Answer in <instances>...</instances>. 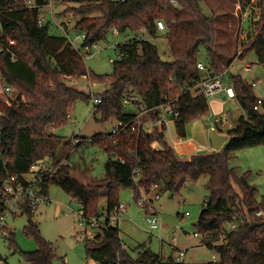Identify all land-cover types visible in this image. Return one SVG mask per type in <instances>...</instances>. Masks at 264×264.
Here are the masks:
<instances>
[{
	"label": "trees",
	"instance_id": "trees-1",
	"mask_svg": "<svg viewBox=\"0 0 264 264\" xmlns=\"http://www.w3.org/2000/svg\"><path fill=\"white\" fill-rule=\"evenodd\" d=\"M30 1L40 6L48 2L0 0V78L12 85L20 98L25 95L28 99L25 104L9 106L0 96V180L3 163L11 172L23 174L34 162L43 159V150L55 137L52 131L67 124L72 107L79 100L101 98L94 112L103 121L128 123L135 119V114L127 112L126 98L137 96L149 111L145 118L155 120L158 113L153 109L166 101L163 95L179 91L176 108L180 117L174 126L181 138L187 137L191 122L210 113L205 97H194L187 92L204 77L197 67L202 47L207 49L208 69L221 73L225 68L224 57L215 48L216 18L203 12L202 0H176V4L171 0H70L79 5L75 13L81 15L74 24L75 31L87 33L83 48L108 41L114 30L118 34L135 35L145 31L151 39L118 43L116 50L123 56L118 55L113 61L109 76L89 72L83 57L66 37L51 35L50 24L40 27L39 10L29 8ZM237 1L241 12L251 10L250 20L254 19L257 8L260 11L258 34L250 42L246 36L243 44L249 45L246 51H253L257 61L264 64V0L259 5L252 0ZM94 12L98 14L92 15ZM158 21L167 25L163 37L173 57L171 62L162 59L152 41L159 36ZM68 76L73 80L87 76L97 83L109 84V88L104 93L88 95L69 86ZM230 80L249 120L244 116L237 119L235 127L227 132L230 140L220 151L180 157L169 146L165 131L157 129L114 138L97 134L79 145L99 144L107 151L106 179L96 185H85L71 176L72 165H63L46 185V188L50 184L60 185L80 204L88 218L100 214L103 198L107 199L108 210L117 207L121 188L132 189L138 201L141 190L176 195L188 183L206 178L209 198L195 227L198 233L209 236L204 243L218 253L219 259L187 263L172 255L163 260L147 247H140L137 256H132L128 249H123L117 228L97 233L93 238L86 236L89 259L98 264H264V219L254 218L255 212L264 210V197L258 200L256 189L248 182V174L238 176L237 169L230 166L237 151L264 146V99L261 110L255 111L260 98L252 84L241 75H232ZM154 143L163 149H154ZM135 169L139 170L138 182L134 179ZM235 184L240 193L235 190ZM33 217L29 213L24 233L36 241L37 249L24 253L26 264H55L54 246L42 237ZM233 222H239V228L227 231L226 225ZM222 238L224 243H220ZM7 239L14 244L15 233Z\"/></svg>",
	"mask_w": 264,
	"mask_h": 264
},
{
	"label": "rangeland",
	"instance_id": "rangeland-1",
	"mask_svg": "<svg viewBox=\"0 0 264 264\" xmlns=\"http://www.w3.org/2000/svg\"><path fill=\"white\" fill-rule=\"evenodd\" d=\"M252 1L256 5L261 2V0ZM238 4L237 0H202L203 12L216 18L217 39L215 48L224 57L225 68L228 67L232 54L233 61L240 48L239 44L246 40V36L250 42L258 34L259 9L255 10L253 20H250L249 15V18L243 22L244 30H242L240 27L242 15ZM78 7V4L70 0L64 4H57L56 19L61 23L66 19H71L72 25L75 24L81 18V15L75 13V8ZM248 12L250 14L251 10ZM97 14V12L92 13V15ZM49 27L51 35L65 37L64 31L55 24L52 23ZM164 32L160 31L159 36L152 41L158 46L162 59L171 62L173 57L163 37ZM77 33L78 31H75L73 27L70 28V37L73 38ZM140 35L148 37L147 34L141 33ZM135 37V34L131 32L119 35L113 33L108 41L99 43L100 51L92 55H86L87 50L82 48L88 71L97 76L111 75L113 61L118 58L114 45ZM243 56V60L235 62L229 68L230 77L241 75L250 84L256 81L258 84L254 87V91L257 96L264 98V64L257 61L253 51H244ZM200 61L208 63L205 47L201 49ZM247 63H253V67L249 70L244 69ZM67 83L69 86L93 96L104 93L109 88V84L97 83L89 77L68 80ZM0 96L2 100H5L1 92ZM93 99L95 97L88 101L79 100L74 103L67 124L52 131L55 137L48 141L47 147L43 150L42 159L53 165L61 161H65L67 165H72L71 176L83 184L87 183L85 185H96L106 179L105 163L109 156L99 144L85 142L79 145L77 140L85 141L86 138L95 137L97 134H107L115 124L113 121H103L101 115L94 112ZM209 105V114L212 117H217L225 110L233 120L235 119L233 121L234 126L244 112L239 102H228L227 97L223 99L221 96H216L209 100ZM127 112L137 113L133 106H127ZM201 120L189 124L187 138L198 141V132L203 124ZM166 133L167 140L171 143L178 137L174 125H171V131L168 130ZM200 142L210 143V140L205 136ZM153 148L156 149L157 147ZM204 153L207 152L204 151ZM230 166L237 169L238 176L248 174V182L256 189L257 199L261 200L264 197V146L237 151L233 154ZM207 182L206 178H202L196 183H188L179 194L173 196H170L169 192L155 190L154 194L160 195L156 201V207L162 218L161 228L156 231L149 229L144 218L145 210L137 205L133 190L121 188L119 201L126 204L128 208L120 226L121 240L129 253L132 256H137L140 247H147L160 255L163 260H167L172 255L177 258V251L173 247V238L177 233L178 247L187 250L183 261L187 263L217 261L219 259L218 253L207 247L199 246L201 239L194 236V233L197 232L195 225L201 209L209 198V192L206 189ZM234 188L240 193L237 184L234 185ZM47 193L52 203L40 207L38 212L34 214L33 220L38 224L42 237L53 244L57 255L55 264H98L87 257L84 241L88 235L85 225L81 224L80 204L60 185L50 184ZM106 200L103 198L100 204L105 205ZM186 212H189L190 215L186 216ZM28 220V216L24 215L16 220L10 218L8 221L11 230L15 233V243L12 244L9 239H0V256L7 264H26L24 253L37 249L36 241L24 233Z\"/></svg>",
	"mask_w": 264,
	"mask_h": 264
},
{
	"label": "built area",
	"instance_id": "built-area-1",
	"mask_svg": "<svg viewBox=\"0 0 264 264\" xmlns=\"http://www.w3.org/2000/svg\"><path fill=\"white\" fill-rule=\"evenodd\" d=\"M67 0H48L47 4L45 5H37L36 3L30 1L28 3L29 8H38L39 16H38V24L40 27H43L47 24H55L58 28H61L64 33L65 37L69 40L73 48H75L85 59L84 53H82V45L84 44L85 40L87 39L86 32H78L72 38L69 36L70 28H74V24L72 25L73 21L71 19H66L64 22H59L56 19V5L57 4H64ZM173 4H176V0H171ZM238 8L241 10V5L238 4ZM46 10V12H44ZM242 15V24L241 29H243L242 25L245 20L249 18L248 10L245 12H241ZM48 17V18H47ZM172 23H175L173 21ZM157 28L159 31H166L167 25L164 21L157 22ZM114 33L117 35L118 31L114 30ZM145 34V31L141 32ZM140 33V34H141ZM140 34L135 35L136 37L134 40H146L150 38L142 36ZM79 44V47H77ZM243 45V46H242ZM117 49L118 43L114 45ZM240 48L235 54V57L231 63H229L228 67L224 69L221 73H216L213 70L208 69L207 64L199 61L198 62V69L204 73V77L194 86L190 87L187 92H189L192 96H203L208 101L212 100L216 96L220 95L221 93L225 92L227 101L228 102H238L236 93L234 88L231 85L230 75H229V68L237 61L243 60V53L246 51L249 45L239 44ZM87 50L86 55L96 54L100 51L101 46L99 43L94 44L93 46L85 47ZM119 56H123L121 51H117ZM253 67V63H247L244 67L245 70H249ZM70 80H73L72 76L67 77ZM83 78H87V76H83ZM253 87L257 86V82L254 81L251 83ZM0 92L4 96L6 103L9 106H13V104L17 103H27L28 99L25 95H22L20 98L19 93L17 90L10 84L3 82L0 80ZM165 98V102L153 109V111H157L158 115L155 120L149 119L147 123L143 122L142 117L147 115L149 111H147L144 104L141 103L140 99L137 96H132L130 98H126L124 100V104L126 106H133L136 108L137 113L135 114V119L131 122H115L112 126L111 130L107 133L110 138H114L121 134H131V133H151L154 129L159 131H165L167 135V131H171V125L175 124V120L180 117V112L176 108V102L179 98V95L172 96V94L163 95ZM264 98H260L258 104L254 107L255 111L261 110V105L263 103ZM102 102L101 98H95L93 100V105L96 106ZM244 118L249 120L248 114L244 113ZM233 118L227 113L225 110L220 113L217 117H212L210 120V127L216 129L217 131L223 132L224 129L230 130L234 128L233 125ZM165 129V130H164ZM104 134V135H107ZM0 138H1V129H0ZM81 142L77 140V143ZM179 142H183L182 139H179ZM0 156H1V142H0ZM67 165L65 161L58 162L56 164H50L45 160H38L34 162L29 170L23 174H17L11 172L7 165L3 163V170H2V178L0 180V239L5 238L7 239L10 234L14 233L11 230V227L8 223L9 219L12 218L16 220L18 217L36 214L40 207L49 205L52 203L48 193L46 185L49 184L57 170L63 166ZM134 179L135 182L139 180V170H134ZM146 193L145 191L141 190V195L139 200L137 201V205L145 210V220L148 223L149 229L152 231L159 230L162 225V218L157 211L156 201L160 198L159 194ZM127 213V206L126 204L120 203L117 207L113 210H108L106 208H102L100 214L96 217H85L82 212V222L86 227V234L91 238H93L97 233L104 232L110 228H117L119 230V236L121 238V230L120 226L124 219V215ZM186 216H189L190 213L186 212ZM254 218L258 220L264 219V210H259L255 212ZM256 219V220H257ZM255 220V221H256ZM247 221H251L249 218ZM243 222V220H240ZM240 223H229L226 225L227 231H235L239 228ZM177 233H175V237L173 238L174 244L173 247L177 251V260L183 261L186 255V251L182 250L178 247V239ZM194 236L197 238H201L204 242L205 239H208L209 236L200 234L198 232L194 233ZM225 238V237H224ZM221 239V242L224 240ZM160 240H163L160 238ZM220 242V243H221ZM206 246V244L204 243ZM207 247V246H206ZM123 249L126 247L123 245ZM215 262V261H213ZM0 264H7V262L0 256Z\"/></svg>",
	"mask_w": 264,
	"mask_h": 264
},
{
	"label": "crops",
	"instance_id": "crops-1",
	"mask_svg": "<svg viewBox=\"0 0 264 264\" xmlns=\"http://www.w3.org/2000/svg\"><path fill=\"white\" fill-rule=\"evenodd\" d=\"M52 24V23H51ZM117 35H119V34H117ZM232 57H233V54H232V56H231V60L228 62V63H230L231 61H232ZM206 63V62H205ZM207 64V63H206ZM229 75H230V71H229ZM256 93V92H255ZM180 94V92L179 91H175V92H173L172 93V96H177V95H179ZM257 95V94H256ZM218 96H221L223 99H226V93L225 92H223V93H221L220 95H218ZM257 97H259V96H257ZM259 98H261V97H259ZM218 102H219V100H217ZM226 102V101H225ZM223 104V103H222ZM133 114H134V112H132ZM244 113H245V111L243 112V114L241 115V116H243L244 115ZM240 116V117H241ZM146 117V115H144L143 117H142V119H143V122H145V123H147L148 121H149V119L147 118H145ZM145 118V119H144ZM212 119V115H210V114H208L205 118H203L201 121H202V126H201V128H200V130H199V132H198V137H197V140L198 141H196V140H194V139H189V138H181V137H177L175 140H174V142L173 143H171V142H169L168 140H167V142H168V144H169V146L170 147H172L177 153H178V155L180 156V157H183V158H190L191 156H193V155H195V154H198V153H204V151H206L207 153H213V152H217V150H215V147H214V145L212 144V142H211V140H210V130H209V128H208V125L210 126V120ZM239 119V118H238ZM234 121H235V119H234ZM114 122V121H113ZM189 126V125H188ZM235 127V126H234ZM111 130V129H110ZM187 130H188V127H187ZM109 132V131H108ZM188 132V131H187ZM219 133H221V134H226V135H228L227 134V132H228V130H226V129H224L223 130V132H220V131H218ZM102 134V133H101ZM208 137V139L210 140V143H201L200 141L204 138V137ZM166 138H167V135H166ZM179 139H182V141L183 142H179ZM229 140H230V137H229ZM228 142H226L224 145H223V147H222V149L226 146V144H227ZM153 147H157L156 149H158V150H161V149H163V147L159 144V143H154L153 144ZM84 184H87V183H84ZM106 199V198H105ZM101 205V204H100ZM101 207L102 208H106L107 207V200H106V202H105V205H101ZM127 210H128V208H127ZM201 239V238H200ZM225 241H222L221 243H224ZM199 246H201V247H206L205 245H204V242L202 241V239H201V241H200V244H199ZM186 252H187V250H185Z\"/></svg>",
	"mask_w": 264,
	"mask_h": 264
},
{
	"label": "water",
	"instance_id": "water-1",
	"mask_svg": "<svg viewBox=\"0 0 264 264\" xmlns=\"http://www.w3.org/2000/svg\"><path fill=\"white\" fill-rule=\"evenodd\" d=\"M208 128L210 130V140L214 145L215 150L220 151L223 145L229 141V136L226 134L219 133L216 129L211 128L209 125ZM173 195V193L170 194V196Z\"/></svg>",
	"mask_w": 264,
	"mask_h": 264
}]
</instances>
